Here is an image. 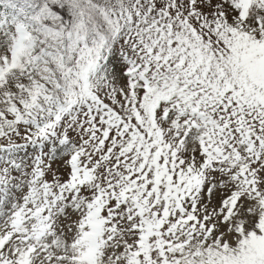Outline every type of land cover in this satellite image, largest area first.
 Masks as SVG:
<instances>
[{"label":"snow or ice","instance_id":"obj_1","mask_svg":"<svg viewBox=\"0 0 264 264\" xmlns=\"http://www.w3.org/2000/svg\"><path fill=\"white\" fill-rule=\"evenodd\" d=\"M0 264H264V0H0Z\"/></svg>","mask_w":264,"mask_h":264}]
</instances>
